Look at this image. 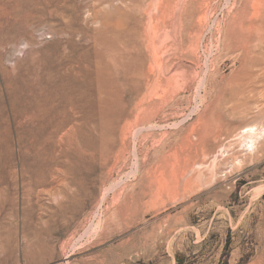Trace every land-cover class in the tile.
<instances>
[{"label":"rangeland","instance_id":"1","mask_svg":"<svg viewBox=\"0 0 264 264\" xmlns=\"http://www.w3.org/2000/svg\"><path fill=\"white\" fill-rule=\"evenodd\" d=\"M63 54L118 80L92 121L24 114L44 92L67 106ZM248 127L264 0H0V264H264Z\"/></svg>","mask_w":264,"mask_h":264},{"label":"bare ground","instance_id":"2","mask_svg":"<svg viewBox=\"0 0 264 264\" xmlns=\"http://www.w3.org/2000/svg\"><path fill=\"white\" fill-rule=\"evenodd\" d=\"M30 14H31V12L28 11L25 14V16H29ZM74 45H75V42H74ZM62 59H64V61H68L69 64L67 65L65 75L58 74L59 80L63 84H66V82L75 83V86L72 85V86H74V89L70 88L71 91H69V92L65 90V92H67L65 95V102L67 103V106L66 107H60L59 105L56 104V101L60 98L57 91H51L50 93H47V94L44 92L42 94L40 100L36 104L30 106L29 109L27 108L24 111V114L25 115H28L29 113L33 114L31 117H34L35 120L40 121L43 124L51 125V124H53L52 121H54V118L63 114V112L67 108L66 110H69V113H73V111L75 109L81 111V113L83 114V118L86 122L94 120V115L97 112V110H100L103 108V103H104V100L106 99V97L112 96L116 92H119L117 89L118 88V80H117L116 76H114L111 73L104 74L99 70H96L94 72H90L87 69L88 67L87 68L86 67H80V66L73 67L74 65L72 66V62H74L76 60L69 59V56H67V55L64 56V54L61 57V60ZM77 62H78V60H77ZM58 67H60V62L58 63ZM105 84L109 87V89H107L105 87ZM51 86L54 87V85H51ZM62 91H63V88H62ZM90 91H92L93 96H95V102L93 101V105L91 104L92 106L91 105L89 106V109L91 111L87 112L85 107L82 105H80L79 107H76L74 105V97L77 96L78 100L82 101L87 97V94ZM116 94L118 95V93H116ZM111 102H113V101H111ZM115 108H117V107H115ZM117 111H118V109H117ZM120 111H121V108H120ZM116 114H115V119H117L116 117L118 115V114L117 115ZM119 114H120V112H119ZM118 117H120V116H118ZM63 123L64 122H61L60 124L57 125V127L61 128V125ZM101 127H103V126H101ZM263 136H264V130L257 131L256 129H254L252 127L242 129L240 131V135H239L240 146L241 147H248L250 150L249 152H253L256 149V147H258L259 141L263 138Z\"/></svg>","mask_w":264,"mask_h":264}]
</instances>
